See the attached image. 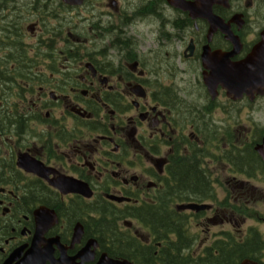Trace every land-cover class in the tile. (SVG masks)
<instances>
[{
  "label": "flooded vegetation",
  "instance_id": "1",
  "mask_svg": "<svg viewBox=\"0 0 264 264\" xmlns=\"http://www.w3.org/2000/svg\"><path fill=\"white\" fill-rule=\"evenodd\" d=\"M210 10L190 16L169 0H0V264L43 249L42 264L134 259L102 236L105 221L120 244L157 255L166 240L152 223L163 213L187 221L181 253L192 260L228 253L229 264H264L253 220L264 224L255 208L264 185V0H211ZM243 64L246 84L232 74ZM242 152L259 161L242 164ZM181 161L194 164L197 193L179 191Z\"/></svg>",
  "mask_w": 264,
  "mask_h": 264
},
{
  "label": "trees",
  "instance_id": "2",
  "mask_svg": "<svg viewBox=\"0 0 264 264\" xmlns=\"http://www.w3.org/2000/svg\"><path fill=\"white\" fill-rule=\"evenodd\" d=\"M242 154L243 157L241 163L244 165L254 164V162L259 161L256 157H254V155H252V157L257 160L254 161V159L250 157V153L242 152ZM192 167H194V164H189L188 161H181L180 165L177 168L176 175L179 183L181 184V187L179 188L180 192L187 193L189 191L192 193H197L200 189H203L202 183L199 181V177ZM161 217H159L157 214L156 219L158 220H153L152 223L153 229L160 230L166 240L165 248L161 249L157 255H154L152 249L141 248L139 246H136L135 244L130 245V247L125 246V244H120L122 238L116 231L115 226L111 227L107 225H111L112 222L108 223L107 221H105L100 228L103 232V237L104 234H110L116 244H118V247L114 251L123 255L134 256L135 264H229L228 261H232V257H230L228 253H226L224 256L211 258V260L209 261H195L192 260L188 255L183 256L181 253V248L182 246L187 244V240L185 238L186 236L183 230L186 224L185 221L180 220L179 222H173L170 214L165 215L163 213ZM102 220H105L104 217H102ZM173 232H175L177 235V239L175 242L167 240L166 236L167 233ZM128 241L131 240L128 239ZM244 253L245 252H243V254Z\"/></svg>",
  "mask_w": 264,
  "mask_h": 264
},
{
  "label": "water",
  "instance_id": "3",
  "mask_svg": "<svg viewBox=\"0 0 264 264\" xmlns=\"http://www.w3.org/2000/svg\"><path fill=\"white\" fill-rule=\"evenodd\" d=\"M181 0H169L170 4L172 5H177L183 10H188L192 12L194 15H202V16H207V14L210 13V5H211V0L207 2V0H198L196 4H185L180 2ZM204 59V57H203ZM252 59V56H249L245 61L249 62ZM238 66L235 70L232 71V74L236 77H239L240 80L242 81L243 84H246L251 76V71L248 69L246 66ZM259 154L262 156L264 160V146L258 148ZM190 207V206H188ZM31 256L27 257L25 260H23L20 264H42L41 258L43 255V250L42 251H33L31 250ZM99 264H129L125 261L123 262H113V261H108V262H100Z\"/></svg>",
  "mask_w": 264,
  "mask_h": 264
},
{
  "label": "rangeland",
  "instance_id": "4",
  "mask_svg": "<svg viewBox=\"0 0 264 264\" xmlns=\"http://www.w3.org/2000/svg\"><path fill=\"white\" fill-rule=\"evenodd\" d=\"M256 117H258V115ZM237 122H238V125L239 124L241 125V127H244V128L248 127L247 123H246V116L245 115L243 116V114L240 116V119H238ZM259 186L262 187V188H260V191L262 192L261 202H262L263 205H261V204L256 205L255 208L258 209V210L263 208L261 211L264 212V185H259ZM262 230H263V236H264V226L262 227Z\"/></svg>",
  "mask_w": 264,
  "mask_h": 264
}]
</instances>
